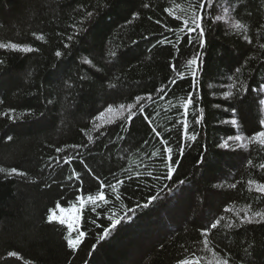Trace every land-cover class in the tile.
I'll use <instances>...</instances> for the list:
<instances>
[{"label": "trees", "instance_id": "16d2710c", "mask_svg": "<svg viewBox=\"0 0 264 264\" xmlns=\"http://www.w3.org/2000/svg\"><path fill=\"white\" fill-rule=\"evenodd\" d=\"M0 44V264H264V0H0Z\"/></svg>", "mask_w": 264, "mask_h": 264}, {"label": "snow or ice", "instance_id": "6c2138e0", "mask_svg": "<svg viewBox=\"0 0 264 264\" xmlns=\"http://www.w3.org/2000/svg\"><path fill=\"white\" fill-rule=\"evenodd\" d=\"M201 7H203V6H201ZM88 15L91 16V13H88ZM216 19L219 20L220 17L217 16ZM197 20H200L202 22V20H203L202 15L200 17H195V16L193 17V19H192V25L193 26L192 27H189L188 30H189V32L195 31V30H199L200 31V35L201 36H204V30H203V27H202V23H197ZM184 23L187 25L188 22L187 21H184ZM235 27L237 29H240V28H243L244 25L242 23L237 22L235 24ZM6 47H11L13 50H17V49H22L24 51H31L32 50L30 47L24 48L23 46L17 45V44H11V45L0 44V48H6ZM56 55L57 56H60L61 53L60 52H57ZM85 62L86 63H91V61H87V60ZM190 63L197 64L198 62L196 60H193V61H190ZM224 95L226 97H231L233 95V93L231 91H229V92H225ZM191 103H192V98H189L188 101H187V103L184 105L185 109H187L188 104H191ZM121 107H123V105H121ZM129 107H132V106L130 105ZM108 111H111V108H109ZM139 111H143V108L141 107L139 109ZM233 111H235V110H233ZM101 115H102V113H101ZM236 123H237V121L235 119H233L231 121V124H233V125H235ZM260 123H261V126L264 127V121H261ZM257 138H259V143L261 145H264V131H258V132H256L249 139L250 140H256ZM9 139H11V137H9ZM88 139L91 140L92 137L89 136ZM229 140L241 141L242 140V137L240 135L230 136V137H228V139H226L224 141L222 147H228L229 146L228 145V141ZM262 167H264V165H262ZM3 171H4V169L0 168V172H3ZM168 171H169V173H171L172 168L170 167ZM11 172H13V173L16 172V169H11ZM259 191L264 192V185H260L259 186ZM88 199L90 201H92L93 203H95L96 200L104 201L105 200V195H104L103 192H100L99 196H97V197L89 196ZM254 215L257 216V217H260V219L264 220V214H262L260 212H256ZM50 219H54V217H50ZM243 222L251 223L252 222V217H250V216H248L246 214L245 217L242 220V223ZM60 223L63 224L64 223V220L61 219L60 220ZM114 223H119V221H115ZM219 223H220L219 220H217L215 223H212L211 224V228L215 229L218 226ZM72 227H73V224L72 223H69L68 224V228H72ZM228 227H232V225H228ZM82 235H83V233H78L76 239H71V238L67 239L68 246L70 248H76V246H77V244L79 242V236H82ZM9 255L15 256L16 253L15 252H12ZM224 264H228V262L225 261Z\"/></svg>", "mask_w": 264, "mask_h": 264}, {"label": "rangeland", "instance_id": "374dc122", "mask_svg": "<svg viewBox=\"0 0 264 264\" xmlns=\"http://www.w3.org/2000/svg\"><path fill=\"white\" fill-rule=\"evenodd\" d=\"M262 106L264 107V93L261 99ZM120 111V108L117 109H112L111 111L106 110L103 118L104 119H109L110 117H113L114 113L116 114L117 112ZM260 185H257L259 188ZM55 217L58 219L64 220L66 223H72L73 225L76 224L78 220V207H69V208H60L55 212Z\"/></svg>", "mask_w": 264, "mask_h": 264}]
</instances>
